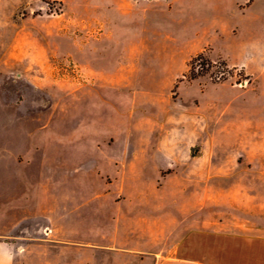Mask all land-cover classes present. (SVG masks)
<instances>
[{
  "label": "rangeland",
  "instance_id": "rangeland-1",
  "mask_svg": "<svg viewBox=\"0 0 264 264\" xmlns=\"http://www.w3.org/2000/svg\"><path fill=\"white\" fill-rule=\"evenodd\" d=\"M15 225L17 264L264 234V0H0V230Z\"/></svg>",
  "mask_w": 264,
  "mask_h": 264
},
{
  "label": "crops",
  "instance_id": "crops-1",
  "mask_svg": "<svg viewBox=\"0 0 264 264\" xmlns=\"http://www.w3.org/2000/svg\"><path fill=\"white\" fill-rule=\"evenodd\" d=\"M80 136H84L83 132L76 133V137ZM16 227L0 230V264H17L19 252L14 242L4 239L12 236ZM43 242L72 245L62 243L65 241L56 236ZM124 249L122 253L132 256L126 264H264V234L259 233L188 228L180 234L170 254L162 258L150 247Z\"/></svg>",
  "mask_w": 264,
  "mask_h": 264
},
{
  "label": "trees",
  "instance_id": "trees-1",
  "mask_svg": "<svg viewBox=\"0 0 264 264\" xmlns=\"http://www.w3.org/2000/svg\"><path fill=\"white\" fill-rule=\"evenodd\" d=\"M209 64H210L209 59L205 56L204 52L201 51L190 59L189 61L190 71H194L195 65H199L201 69L204 70L206 69L205 66Z\"/></svg>",
  "mask_w": 264,
  "mask_h": 264
}]
</instances>
